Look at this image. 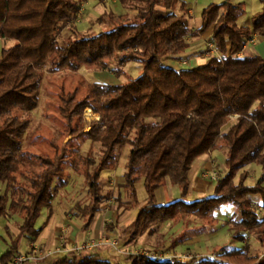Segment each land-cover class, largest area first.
<instances>
[{
  "label": "trees",
  "instance_id": "trees-1",
  "mask_svg": "<svg viewBox=\"0 0 264 264\" xmlns=\"http://www.w3.org/2000/svg\"><path fill=\"white\" fill-rule=\"evenodd\" d=\"M86 1L0 0V39L15 41L0 51V184L5 185L0 191V216L17 212L22 218L20 234L1 254L0 264L28 263L14 261L20 240L39 235L35 221L42 208L51 209L57 191L67 185L68 165L84 178L86 200H76L71 211L87 229L109 198L100 177L116 169L126 146L123 193L116 200L136 214L128 226L118 228V239L129 242L140 232L152 234L167 220L177 224L191 218L202 221L195 229L202 233L217 223V210L232 205L225 224L232 239L243 246H215L211 255L189 261L134 252L113 261L93 251H69L41 258L40 264H264V252L252 254L245 239V233L250 234L264 246V57L243 55L254 35L264 37V0L250 27L239 22L245 15L241 3H209L195 31L187 17L175 12L180 0H119L124 8L136 9L133 19L121 20L107 31L61 38ZM209 31L216 53L200 50L208 51L203 63L178 69L165 63L185 53L188 37ZM113 58L121 64H141V73L120 83H87L82 94L78 88L60 89L59 136L70 138L60 146L53 137L48 142L52 155L26 150L25 114L39 103L45 66L48 73L77 71L81 66L106 70ZM246 74H253L254 81L240 92L233 107L227 106L223 85ZM86 109L99 117L89 129L83 120ZM219 138L226 152V171L214 182L211 194L188 201L192 164L213 150ZM77 140L99 144L101 154L95 159L80 154L79 147H68ZM70 153H76V161ZM24 162L37 169L23 171ZM249 163L261 167L252 185L246 183L244 170ZM21 177L26 185L19 183ZM139 180L146 193L142 204L136 195ZM165 182L179 189V197L162 203L156 192ZM254 198L260 201L259 210Z\"/></svg>",
  "mask_w": 264,
  "mask_h": 264
},
{
  "label": "rangeland",
  "instance_id": "rangeland-1",
  "mask_svg": "<svg viewBox=\"0 0 264 264\" xmlns=\"http://www.w3.org/2000/svg\"><path fill=\"white\" fill-rule=\"evenodd\" d=\"M226 0H185L184 4L186 7L190 8L192 11V17L191 22L200 21L201 19V12L204 6L208 5L209 3H222ZM233 4L241 3L244 6L245 9V19L250 20L252 15L256 12L261 10L262 4L261 0H229ZM176 12L180 13L181 11V1L177 3L175 7ZM123 14L122 16H118L117 14ZM136 14V9L134 8H124L119 0H87L83 6H81V9L79 11L77 19L70 24L71 29L66 28L62 34L60 35L61 38H66L69 36H76V35H85L89 33H99L102 31H107L113 28L115 23H118L119 21L124 19L131 20L134 18ZM209 42H212V39L209 37L207 38L205 43L206 50H209V47L207 44ZM15 41L13 40H0V51L2 48H7L11 45H13ZM203 48V45L194 48V49H200ZM249 48L251 49L252 53H247L246 55H253V51L256 53H262L263 55V41L262 39H257L256 45L251 46L249 45ZM186 52V51H185ZM208 52V51H207ZM211 54V53H210ZM203 59V58H201ZM184 63L186 62L185 59ZM190 62V60H187ZM187 65V64H186ZM44 77L42 81V86L40 90V99L37 107L30 111L29 113L25 114V116L29 119V127L28 130L24 136L23 139V146L26 150L37 152V153H48L50 155L53 154L52 147L48 142L53 138H57V144L60 146L62 145L63 141H67L68 138H63L59 136V131L63 127V121L58 115L57 110V104H58V98L57 94L60 89L64 90H72L74 88H78L79 94H82L85 90L86 84L90 82H107V83H120L124 82L126 80L132 79L137 77L141 73V64L129 61L126 63H119L118 58H113L110 62V66L106 70H97L93 67H85L81 66L77 71H71L69 69H62L61 71L57 73H48L47 66L44 68ZM254 81V75L250 74L249 76L243 75L236 79L235 82L224 84V98L226 101L227 106L233 107L234 102L240 92L243 89L248 88L252 82ZM235 83V84H234ZM89 115V116H86ZM87 117V118H86ZM98 115L93 113L91 109H86L83 112V120L85 123V128H88V125L92 120H97ZM99 118V117H98ZM234 120L231 119V121L223 128V131L228 129L229 125ZM68 147L71 149H76L79 147V153L84 155H87L91 158L97 159L98 156L101 154V146L99 144H93L90 143L88 140H77L72 141L68 144ZM128 147L124 148L121 152V155L119 157V161L117 164L116 169L112 170L110 173L108 171H105L102 173V188L103 192L109 193V198L106 202L113 201L112 203L115 204L116 196H120L123 192L121 189V185L123 183V173L125 171V162H126V154H127ZM214 152L217 155L216 159H210L213 163H208L207 167H203L201 172V177L204 171H212L217 174L218 177L222 176L225 173V166H224V160H225V150L221 145V139L219 138L216 147L214 148ZM71 157H74L76 153H70ZM212 158V157H210ZM23 171L26 169H37V167H34L30 164L23 163ZM244 170L248 172V177L246 180V183L249 185L254 184L258 177L261 174V167L260 165L256 163H249ZM203 178V182L206 186V193L205 195L200 196L199 198H195V196L191 193L188 198H186L188 201H193L197 199H202L209 194H211L213 185L215 181H212L209 178ZM66 180L67 185H65L62 189H59L56 193V196L52 202V207L49 210L48 208H42L40 211V215L35 221L34 227L36 229H39V235L37 236L36 240H38L42 237H46L49 240L54 241V228H53V207L56 210V213H58L59 219L67 222H71L72 226L79 225L81 222V219L79 217H76L73 215L71 209L73 206V203L76 200H86V186L84 182L83 176L80 174L75 173L70 165L66 167ZM19 183L22 185H26V178H19ZM5 188L4 184H0V191L3 192ZM19 193V192H18ZM118 194V195H117ZM179 194V193H178ZM18 195V194H17ZM136 195L137 200L140 204H142L145 200L146 193L143 186L142 180H139L136 183ZM255 203V207L257 210L260 209V201L258 199H253ZM116 206V205H115ZM119 209L122 208L120 204H118ZM233 212V206L232 205H223L219 210L215 212V216L217 218V223L213 226L214 231L205 234L204 238L200 239V243L198 245L200 246V249L202 251H191L190 249H185L182 252H176V251H170V250H157L153 249L155 246V241L150 239H145V237L149 234L148 231L144 238L140 239L137 245L140 246H146L153 250H147V249H139L136 250L135 253H144V254H157L161 257L165 256H185V257H198V256H206L211 255L213 250L205 248V242L209 241L215 246H223V245H229L230 247H242L243 242L236 241L232 239L231 231L227 224H225L227 217H230ZM136 214V210L134 211ZM196 219V218H193ZM192 220V219H191ZM190 219L187 221H184V223L188 224V222H192ZM202 222V221H201ZM22 223L21 215L16 213L9 212L7 216H0V256L3 252H5L12 243L17 240V237L19 236V226ZM174 224L171 220L165 221L163 224ZM65 226V224H63ZM67 226H65L66 231H62L61 226L59 225L58 234H56V238L63 242V238H65L66 234H68V227H70L73 230V227L70 225V223H66ZM112 225V228H110V236L113 237V239H117L116 236L118 235V232L115 231V226H113V223L109 224ZM175 225V224H174ZM193 225V224H191ZM202 225V224H201ZM195 227V229H198L201 227ZM126 227V226H125ZM210 227V226H209ZM120 228V227H118ZM205 229V228H204ZM205 232V230H204ZM198 233V231H197ZM203 233V232H202ZM171 235V232L169 233ZM62 238V239H61ZM174 237L173 239H175ZM245 239L250 244V252L252 254H258L261 255L264 252V246H261L255 239L254 236L245 233ZM23 238L20 240V245L18 246L20 254H26V251H24L22 242ZM97 240V239H96ZM164 240H168L167 237H164ZM54 243V242H53ZM168 243V242H165ZM171 244V243H170ZM63 246L60 244H56L55 246ZM188 247L193 248L198 245L194 243L187 244ZM54 246V248H56ZM109 246V245H108ZM182 247V245H180ZM179 246V248H181ZM207 246V244H206ZM110 247V246H109ZM118 247V248H117ZM184 247H187L184 245ZM53 248V249H54ZM97 248V247H96ZM95 248V249H96ZM115 252L121 253L122 256L125 253H122L123 251H128V249H122L121 247L116 246V248L111 247ZM46 245L39 246V250L42 251H35L37 254L30 253L29 250L31 248L29 247L28 253L35 256V258H38V256H42L43 253L46 250H48ZM94 250V249H93ZM92 250V251H93ZM122 251V252H120ZM167 252V253H166ZM65 253H62L63 256ZM201 254V255H200ZM190 259H183V261H189ZM40 264V259H35L33 261H29L27 264Z\"/></svg>",
  "mask_w": 264,
  "mask_h": 264
},
{
  "label": "crops",
  "instance_id": "crops-1",
  "mask_svg": "<svg viewBox=\"0 0 264 264\" xmlns=\"http://www.w3.org/2000/svg\"><path fill=\"white\" fill-rule=\"evenodd\" d=\"M180 1L183 4V9L180 10L181 11L180 13L176 12V10H175V12L178 14H182L185 17H187L190 28L192 29V31H195L201 25V19H200V21L191 22V17L193 16L191 9L185 6V4H184L185 0H180ZM117 15L122 16L123 14L121 13V14H117ZM244 16L240 18L239 22L242 23L243 25L247 26V27H250V20L251 19L250 20L245 19ZM209 37L211 38V32L210 31L203 34V35H193L191 37H188V40H189L188 44L189 45H188V48L186 49V52L183 53L180 58H169V59H167L165 61V63L167 65L172 66V67L177 68V69L182 68V67L191 68V67L197 66L198 64L203 63L206 60L208 53L200 51V50H202V49L206 50V48H205L206 46H205L204 41ZM257 39H262V41H263V52H264V37L254 35L252 37V39L249 40L247 42V44L245 45L244 50H243V55H246L247 53H252L251 49L249 48V45L255 46ZM0 40H3V39H0ZM202 45H203V48H200L198 50L194 49V48H198ZM253 55H260V56L264 57V53L262 55V53H256V51L255 52L253 51ZM201 58H203V59H201ZM183 59H185V61H186L185 63H184ZM187 60H190V62H188ZM246 75L249 76L250 74H246ZM214 150L215 149L211 150L208 154L200 156L199 158H197L193 162L191 170H190V175H189L190 186H189V190H188L186 198H188L190 196V195H188L189 193L193 194L195 196V198H199L200 196L205 195L206 186H205V183L203 182V178L200 176L201 175L200 171L203 169V167H207L208 163H213V161L211 162L210 159H213V158L216 159L217 158V155L215 154ZM210 157H212V158H210ZM111 171L112 170H110L108 172L110 173ZM101 180H102V177H100V182H101ZM178 193H179V189L176 186L169 184V182H165L158 188V190L156 192V197H157V200L159 202L167 203L173 199L178 198L179 197ZM117 197L118 196H116V198ZM115 201H116L115 204L112 203L113 201L105 202L102 205V208L100 209V211H98L95 214L93 220L91 221V223L87 229H82V220H81L79 225H75V226H72L71 222L60 220L58 213H56V210L53 207L54 217H53L52 224H53V228H54L53 229L54 230V234H53L54 241L52 239L48 241V238H46V237L40 238L38 240V242L35 241L36 239H24L22 242V246H23L24 251H26V253H28L27 251L29 249V244L31 242L36 244L38 247L46 245L50 249H53L57 243L65 246L67 248H70L72 246L84 243L91 238L101 240L104 242H109L111 240V238H113L110 236V232H111L110 228H112V225H109V224L113 223V226H115V231L118 232V227L128 226L132 222V220L134 219V216H135V213H134L135 209L134 208L122 207L119 209L117 200L115 199ZM229 218L230 217H227L226 221ZM191 221L192 222H188V224H186L184 222H179L175 225L171 224V223L170 224H163L162 223L157 228V230L155 232H153L152 234H148L145 237L147 231L140 232L134 239H132L129 242H125L123 240H120L116 236V238L118 240V246L121 247L122 249H128V250H130V252H134V253L137 252L136 250H139V249H147V250L156 249V251L159 249L164 250V251H166V250L173 251L174 250L177 253L182 252L185 249H190L191 251H196V252L202 251V249H200V246L198 245V243H200V239L204 238V236H203L204 233L207 234V233L214 231L215 227L206 226L205 232L197 233V231L195 230V227L200 226L202 224V222L200 219H192ZM66 223H70V225L73 227V230L70 227H68V229H67L68 234H66V236H65V238H63V242H62V241H60V239L58 240L56 238V234H58L59 225L61 226L62 231H64V232L66 231V228H65V226H67ZM63 224H65V226ZM191 224H193V225H191ZM170 232H171V235L169 234ZM165 236L168 239L167 241L164 240ZM144 237H145V239H148L149 241H150V239L155 241V246L153 247V249H150L149 247H146V246L137 245L139 240L144 238ZM174 237H176V238L173 239ZM165 242H168V243H165ZM190 242L194 243L198 246L193 247V248H191V247L189 248L187 244H189ZM206 244H207V246H206ZM180 245H182V247ZM184 245H186L187 247H184ZM58 246H55V247H58ZM179 246L181 248H179ZM213 247H215V245L212 244L211 242H209V241L205 242V248L212 250ZM35 251L36 250H29L30 253H34ZM93 252L99 253L106 258L112 259L113 261H116V260L122 261V257H123L121 253L115 252L111 247H109L106 244L99 245L96 249L93 250ZM20 253L21 252L18 251V254H20ZM63 253H66V252H63ZM35 254H37V253L35 252ZM60 254H62V253H60ZM167 257H170V256L167 255ZM36 264H38V262Z\"/></svg>",
  "mask_w": 264,
  "mask_h": 264
},
{
  "label": "built area",
  "instance_id": "built-area-1",
  "mask_svg": "<svg viewBox=\"0 0 264 264\" xmlns=\"http://www.w3.org/2000/svg\"><path fill=\"white\" fill-rule=\"evenodd\" d=\"M207 46L209 47V52L210 53H216L215 47L212 44V42H209L207 44ZM219 58H222V56H219ZM86 116H89V115H86ZM97 119H98V117H97ZM202 177L209 178L212 181H216L219 178L215 172L207 171V170L203 172ZM101 244H106V245H109L110 247L116 248V246L118 244V240L117 239H113V240H110L109 242H104V241H101V240H96L94 238H91V239H89L88 241H86L84 243L72 246L70 248H67L65 246H58V247H56L54 249H48L45 252H41L43 254L40 257L38 256V258H35V256H33L30 253L17 254L15 256V258H14V261L15 262H19V263L20 262H29V261H33L35 259H41V258H44L46 256H55V255H58L60 253L69 252V251H73L75 253H80V252L85 251V250L92 251L93 249H95L96 247H98ZM29 247L31 248V250H36V251L39 250V247L36 244H34L33 242H31L29 244ZM39 251H42V250H39ZM120 252H122V251H120ZM122 253H130V252L123 251ZM151 256H153L155 258H161V256H159L157 254H154V255L151 254ZM177 258L179 260H181V261L183 259H190L191 260L193 258V256L192 257L177 256Z\"/></svg>",
  "mask_w": 264,
  "mask_h": 264
}]
</instances>
